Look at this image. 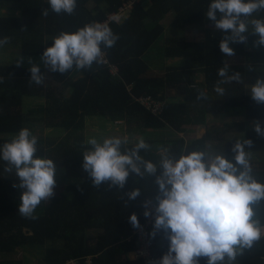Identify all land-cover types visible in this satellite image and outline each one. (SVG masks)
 Segmentation results:
<instances>
[{
  "label": "trees",
  "instance_id": "1",
  "mask_svg": "<svg viewBox=\"0 0 264 264\" xmlns=\"http://www.w3.org/2000/svg\"><path fill=\"white\" fill-rule=\"evenodd\" d=\"M126 1L132 2V8L120 21H109L108 15L118 13ZM211 2L77 0L75 11L69 15L53 12L47 0L30 3L0 0V40L8 37L6 44L18 47L26 57L41 58L61 32L73 33L87 24L107 21L118 36L113 47L101 45L105 64L94 62L85 69L73 66L65 74L40 68L44 76L41 85L29 84L30 68L0 62V148L22 128L35 123L43 129H58L66 132L65 137L59 143L45 145L38 140L36 156L53 159L57 168L69 169L75 176L68 184H59L54 196L37 206L36 219L25 218L18 213L24 190L13 186L19 184L15 169L5 171L8 165L0 159V264H31L24 259L6 261L16 252L30 248L43 250L44 264H65L70 259L83 261L87 256L93 257V264H146L141 258L130 257L138 241L129 217L136 213L140 223L144 220V202L156 201L155 176L130 175L123 190L109 189L107 184L95 188L82 168L83 153L92 146L77 137V131L91 116L103 122L120 121L134 134L143 135L140 139L150 148L141 150L140 155L157 165L165 149L177 159L192 151L223 152L231 159L235 142L251 139V148H245L251 174L264 184V136L247 123L264 120V104H257L246 93L247 87L264 78V46L254 45L258 37L252 34L254 28L250 23L253 19L264 20V9L248 18L247 42L230 45L235 55L226 56L219 43L230 33L215 29L213 22L207 20ZM44 9L47 15L42 14ZM187 33L193 37L189 39ZM152 50L153 55L149 54ZM150 55L162 61L177 59L181 64L163 66L158 73L153 72L156 70L148 64ZM230 58L233 63H229ZM225 63L229 76L239 72V82L218 83L224 79L218 71ZM112 66L117 69L115 73L111 72ZM217 86L224 89L223 95L215 91ZM201 93L205 96L198 98ZM141 97L158 102L160 113L153 114L140 104ZM26 98L42 100L33 121L32 114L24 111ZM221 114L242 116L243 120L208 122V116L215 118ZM186 124L202 125L203 129L190 139L175 135L184 131ZM230 132L238 133V137L229 138ZM138 141L124 145L122 151L134 147ZM136 188L141 195L129 200L126 194ZM253 208V219L264 227V200ZM153 224L154 220L150 239L155 251L165 254L169 241L162 231L151 235ZM198 259L199 264H207L206 257ZM234 262L264 264V234Z\"/></svg>",
  "mask_w": 264,
  "mask_h": 264
},
{
  "label": "clouds",
  "instance_id": "2",
  "mask_svg": "<svg viewBox=\"0 0 264 264\" xmlns=\"http://www.w3.org/2000/svg\"><path fill=\"white\" fill-rule=\"evenodd\" d=\"M51 10L57 14L71 15L77 0H47ZM264 9V0H212L206 18L213 22L214 28L230 33L220 40L219 48L226 56H234L230 45L246 43L248 18L254 12ZM47 15V9L42 12ZM253 35L258 39L256 47L264 46V20L250 21ZM8 37L0 40V45L8 43ZM107 24H87L73 33L61 32L41 56L45 67L52 72L67 73L75 66L77 69L91 68L93 63H103L101 45L111 48L117 41ZM31 63V60L29 61ZM20 66V63H17ZM250 68V66H249ZM31 82L44 83V76L37 64L31 63L29 69ZM218 75L224 79L218 83L240 80L239 72L228 75L227 64L221 67ZM220 95L224 89L217 86ZM250 95L257 104H264V78H258L251 86ZM205 94L201 93L200 97ZM255 132L264 136V127L255 124ZM38 138L28 128H22L11 141L0 148V159L7 163L5 171L12 172L19 184L14 187L23 189L18 205L22 217L36 219L34 212L42 201L54 196L56 185V163L53 159L37 157ZM92 147L83 153V171L88 173L92 185L99 188L107 184L109 189L123 190L130 175L139 178L155 176L158 192L156 205L144 202L143 215L154 216L153 232L162 231L169 241L167 252L158 264H199L200 257L207 258V264H231L245 250L253 248L260 240L262 227L255 216L253 205L264 200V184L252 176L246 147L251 148L253 141H236L229 159L223 152L218 154L205 151H192L178 159L165 149L159 165L145 160L141 150L150 145L140 139L134 147L126 148L128 137L106 138L99 143L95 138L86 141ZM159 170V174L158 173ZM129 200L141 195L139 188L128 192ZM129 222L133 228H140L136 213Z\"/></svg>",
  "mask_w": 264,
  "mask_h": 264
},
{
  "label": "rangeland",
  "instance_id": "3",
  "mask_svg": "<svg viewBox=\"0 0 264 264\" xmlns=\"http://www.w3.org/2000/svg\"><path fill=\"white\" fill-rule=\"evenodd\" d=\"M31 1L35 0H24L25 3H30ZM16 15V14H15ZM169 16H167L168 18ZM164 26H167L168 20L164 21ZM254 32V31H253ZM189 39L193 37L191 34L189 35L188 33L186 34ZM155 51H149V54H154ZM148 64L151 68L155 69L157 72L159 71L160 67L163 66H169L172 64H181L180 61L178 60H164L159 59L158 57H148ZM31 60V63L39 65L40 68L45 69V65L42 62L40 57H26L21 55L19 48H12L8 44H3L0 45V62L3 64H13L17 65V63H20V67L23 68H30L31 63L29 62ZM229 63H233L234 61L230 58ZM46 81V79H45ZM30 85L35 84L34 82L29 83ZM251 87H247L246 93L250 94ZM42 107V100H38L35 98H26L24 100V111L27 114H32L30 117V120L33 121L32 119H35L34 117L37 115L39 109ZM97 116H91L86 119L85 126L77 131V137L82 138L83 142L86 143L87 140L95 138L99 143H102L104 139L106 138H112V137H128L129 143L138 141L143 135L141 134H134L135 132L133 130H128V127L126 124L121 123L120 121H116L114 123L110 122H103L99 120ZM208 122H217V123H223V122H237V121H242L243 117L242 116H227L224 114L219 115L218 117L213 118V116H208L207 117ZM259 122L262 127H264V120H250L247 121L249 125L255 126V124ZM34 123V122H32ZM33 135H35L38 140H42L43 144L47 143H59L64 137L65 133H62V131L59 132L58 129H43L41 126H38V123H35L33 125H30V127H27ZM184 131L182 132H177L175 135L181 136L184 139H190L194 136H197L201 133V128L203 129L202 125H197V124H186L183 125ZM229 138H236L238 137V133L235 132H230L228 133ZM87 144V143H86ZM89 145V144H88ZM211 150V149H210ZM209 153H214L217 154V151H211ZM56 185L54 190H58L61 184H68L70 180L74 179L75 176L69 169H61L57 168L56 171ZM60 184V185H59ZM262 234H264V229L262 228ZM43 253V250L41 248L39 249H34L30 248L29 250L26 251H19L16 252L15 254L11 255L8 257L6 261H15V260H20L24 259L28 262H31V264H44L42 261V256L41 254ZM224 264H227L225 262ZM231 264H235L234 261L231 262Z\"/></svg>",
  "mask_w": 264,
  "mask_h": 264
},
{
  "label": "built area",
  "instance_id": "4",
  "mask_svg": "<svg viewBox=\"0 0 264 264\" xmlns=\"http://www.w3.org/2000/svg\"><path fill=\"white\" fill-rule=\"evenodd\" d=\"M138 1V0H136ZM132 8V2L131 1H126L124 2L119 8H118V13H112L108 15V20H114L116 22L120 21L124 14L128 12ZM108 23L107 21L102 22L101 24H106ZM103 63H106V60L104 59L103 56ZM116 67L112 66L111 67V72L115 73L116 72ZM140 104L145 106L147 109L150 110L151 113L153 114H159L160 113V107L161 105L154 101L151 100L149 97H141L138 99ZM152 201L150 207L154 209L156 205V201L153 199H148ZM145 211V208L143 210V213ZM155 213L153 212L152 217L146 218L144 216V220L140 223L141 227L140 228H135L133 233L137 237V247L131 252L134 254V258H141L144 260L146 264H158V261L164 254H160L159 252L155 251L154 249V242L150 239V225L152 221L154 220ZM202 258V257H200ZM65 264H93V257L92 256H87L83 261H79L78 259H70L65 262Z\"/></svg>",
  "mask_w": 264,
  "mask_h": 264
},
{
  "label": "crops",
  "instance_id": "5",
  "mask_svg": "<svg viewBox=\"0 0 264 264\" xmlns=\"http://www.w3.org/2000/svg\"><path fill=\"white\" fill-rule=\"evenodd\" d=\"M177 60V59H175ZM153 194V192H151ZM155 195V194H154ZM264 229V227H262ZM130 257L134 258V254L133 253H130Z\"/></svg>",
  "mask_w": 264,
  "mask_h": 264
}]
</instances>
